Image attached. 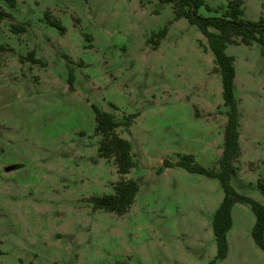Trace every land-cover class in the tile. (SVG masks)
Returning a JSON list of instances; mask_svg holds the SVG:
<instances>
[{
	"label": "rangeland",
	"instance_id": "1",
	"mask_svg": "<svg viewBox=\"0 0 264 264\" xmlns=\"http://www.w3.org/2000/svg\"><path fill=\"white\" fill-rule=\"evenodd\" d=\"M204 1L198 15L213 19L236 0ZM243 1L244 21L264 19V0ZM0 6L10 15L0 26V264H264L250 205L234 198L219 258L221 182L165 166L192 155L220 169L229 109L197 25L159 0ZM226 54L242 152L231 184L264 206V50L229 45ZM96 109L122 122L118 133L132 146L127 177L140 191L123 216L94 206L120 181L114 159L98 152Z\"/></svg>",
	"mask_w": 264,
	"mask_h": 264
},
{
	"label": "trees",
	"instance_id": "2",
	"mask_svg": "<svg viewBox=\"0 0 264 264\" xmlns=\"http://www.w3.org/2000/svg\"><path fill=\"white\" fill-rule=\"evenodd\" d=\"M8 7L15 8L17 0H0ZM164 4H172L175 19L185 18L191 24L197 25L208 41V45L214 54L216 70L222 77L223 98L228 107V122L225 127V142L223 155L219 160L220 169H206L199 165L192 155H183L176 163L165 162V166H178L185 170L200 175L216 178L221 182L225 197L214 217V233L219 249V258H225L228 251L227 234L232 228V207L234 198H239L243 203L251 206L256 224L252 236L256 245L264 251V206L246 196H242L232 187V177L237 175L242 152L240 145V113L239 103L235 97V67L234 59L226 54L229 45L252 46L258 43L264 50V19L258 22H246L242 19L244 14L243 0L230 2L228 10L221 18L207 19L199 17L198 8L205 4L204 0H159ZM9 14L0 6V26ZM62 32L65 29L58 21H55ZM20 29H24L21 27ZM166 30L159 33L164 38ZM133 116H128L126 125L130 126ZM96 132L101 136L98 152L102 158L114 159L120 181L114 185V194L104 195L93 199L96 209L118 216L125 215L135 203L140 191L139 182L129 179L127 176L135 167L132 146L129 141L123 139L118 130L122 127L121 121H116L109 113L96 109ZM257 186L264 196V174L259 177Z\"/></svg>",
	"mask_w": 264,
	"mask_h": 264
},
{
	"label": "water",
	"instance_id": "3",
	"mask_svg": "<svg viewBox=\"0 0 264 264\" xmlns=\"http://www.w3.org/2000/svg\"><path fill=\"white\" fill-rule=\"evenodd\" d=\"M13 169H14V167H11V168L7 169V171H11V170H13Z\"/></svg>",
	"mask_w": 264,
	"mask_h": 264
}]
</instances>
